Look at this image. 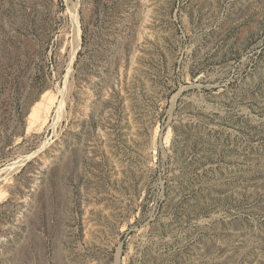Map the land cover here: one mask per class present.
Masks as SVG:
<instances>
[{
  "label": "rangeland",
  "instance_id": "374dc122",
  "mask_svg": "<svg viewBox=\"0 0 264 264\" xmlns=\"http://www.w3.org/2000/svg\"><path fill=\"white\" fill-rule=\"evenodd\" d=\"M0 264H264V0H0Z\"/></svg>",
  "mask_w": 264,
  "mask_h": 264
},
{
  "label": "bare ground",
  "instance_id": "6f19581e",
  "mask_svg": "<svg viewBox=\"0 0 264 264\" xmlns=\"http://www.w3.org/2000/svg\"><path fill=\"white\" fill-rule=\"evenodd\" d=\"M30 124H32V123H30Z\"/></svg>",
  "mask_w": 264,
  "mask_h": 264
}]
</instances>
